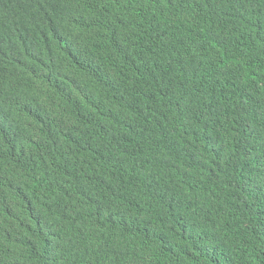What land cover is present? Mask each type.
Masks as SVG:
<instances>
[{"label": "trees", "instance_id": "1", "mask_svg": "<svg viewBox=\"0 0 264 264\" xmlns=\"http://www.w3.org/2000/svg\"><path fill=\"white\" fill-rule=\"evenodd\" d=\"M0 264H264V0H0Z\"/></svg>", "mask_w": 264, "mask_h": 264}]
</instances>
